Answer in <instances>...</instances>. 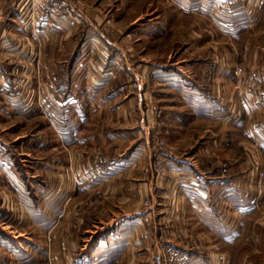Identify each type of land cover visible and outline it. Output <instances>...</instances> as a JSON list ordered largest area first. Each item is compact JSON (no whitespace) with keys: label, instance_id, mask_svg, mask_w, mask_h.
<instances>
[{"label":"crops","instance_id":"1","mask_svg":"<svg viewBox=\"0 0 264 264\" xmlns=\"http://www.w3.org/2000/svg\"><path fill=\"white\" fill-rule=\"evenodd\" d=\"M131 3L132 0H120L119 6L117 5V11L120 7L124 8V12L129 16L125 19L129 23L124 25L122 19L121 25L119 24L125 30H120L118 39L106 38L96 27L81 34V29H78L81 24L79 26L77 22H73L67 27V31H63L66 39H58L63 33L59 32L60 28H56L57 30H52L46 38H36L31 43L32 48L39 54H34L33 63L36 65L30 74L28 87L37 94V99L48 112L44 120L52 134L50 138L41 132L29 137L20 135L13 140L16 144H11L7 138L1 136L0 172L6 189L12 194V200L20 211H26L31 206L36 209L39 215H32L31 218L35 222H41V226L37 227L41 232L39 235L20 233L16 236L18 240L26 238L39 241L37 243L27 240L19 243L10 234L7 237L11 239L0 236V250L9 254H0V262L4 264H10L13 259L19 261V264L37 262L38 258L27 252V247L32 250L34 247L42 256L50 253V264H146L151 254L148 250L150 236L144 234L146 241L140 244L142 246H139L138 242L139 236L143 235V229L149 227V209L134 210L133 207L130 211L114 214L110 223H102L104 231L93 235L94 238L90 242L86 239V232L70 225L73 219L72 210L75 207L74 196L77 198L80 193L86 194L88 198L101 197L105 200L108 198V191H114L121 198L120 203L124 205L130 202L140 209L143 204L144 193L138 189V183L133 178L131 181L122 178L133 175L134 164L139 163L141 157L135 151L124 155L117 153L114 148L112 152L107 146L98 152L90 150L94 139L98 140L99 144H105L108 139L118 138L116 132H109L105 122L111 111L117 116H121L123 112L125 106L122 102H117L116 97L121 90L120 82L128 72L138 77V68H145L147 76L152 79L160 77L173 81L181 80L184 76L183 82L189 84L194 81L196 101L200 102L195 103V110L200 113V118L220 122L232 129L242 128L243 137L247 140L252 139L248 134L250 128L260 126L261 135L254 140L262 146H259V149L264 151V100L259 105L253 101L258 99L259 92L263 90H259L257 94L254 89V96L251 93V96L245 93L241 98L235 96L232 89L234 58L228 55V48L232 49L233 44L225 42V55L213 54L214 56L208 58L201 56L195 59L193 78L175 65L160 64L153 56L147 55L145 62L139 61V40L146 41L147 44L153 42L156 32L161 34L164 25L150 19V23L140 25V16L144 18V14L140 15L138 11L135 13L136 9H132ZM251 3H255L257 7L253 22ZM228 4L232 8L227 9ZM196 6L195 11L199 12L197 14L201 19V31L205 24L204 19L209 21V25H206L209 27L207 32L211 43H217L213 40L216 30L228 38L229 33L234 34V30L239 26L246 32L255 23L264 22V0H200ZM233 8L241 10L233 13ZM133 12L135 14H129ZM127 28L129 29L126 36H123L122 32ZM76 34L81 37L74 39ZM132 38L137 39L133 42ZM204 43L203 40L200 41L201 45ZM22 46H25L24 43ZM13 48H21V43ZM212 48L215 50L216 46ZM186 62L182 60V64ZM4 65L0 63V92L4 93V97H8L6 99L9 104V118L16 117L26 121L42 118L38 107L28 100L21 103V99L17 97L23 88L15 89V97H10V90L18 80L9 67ZM98 65H104V68ZM207 69L209 71H206ZM103 72L105 73L101 74ZM256 79L259 89L264 82V73H259ZM88 81H91L89 85ZM188 84L184 82L182 86ZM263 95H259V101L264 98ZM208 98L209 102L206 101ZM10 110L11 113L14 111L12 116ZM91 127H95L97 131L91 134ZM60 128H64L65 135L59 136ZM232 140V137H228L226 142H233ZM60 142L80 150L72 147L71 150L65 149L66 152L60 155ZM168 158L169 167L172 166L175 173L180 175L177 177H182L178 192L182 194V216L186 224L194 233H206L211 242V250L207 251L185 246H182V249L174 248L182 264H250L249 249H245L244 243H239L244 241L245 218L263 202L253 198V191L249 190L246 180L239 179L237 183L231 177L230 169L208 170L191 164L187 158ZM259 175L264 179V167L260 169ZM166 182L167 187L171 180L167 179ZM43 206L46 207L47 213L50 212L49 221H45L50 224L49 233L42 232L46 229L42 225L46 224L43 222ZM4 221L10 222L9 216ZM43 240H48L49 249ZM47 250L49 252L46 253ZM236 256L246 259L238 263Z\"/></svg>","mask_w":264,"mask_h":264},{"label":"rangeland","instance_id":"2","mask_svg":"<svg viewBox=\"0 0 264 264\" xmlns=\"http://www.w3.org/2000/svg\"><path fill=\"white\" fill-rule=\"evenodd\" d=\"M119 1L0 0V63L9 67L18 80L14 88L10 90V97H15V89L23 88V91L17 96L21 99V103L27 100L32 102L42 115V118L31 121L16 117L9 118V111L7 112L9 104L6 99L8 97H4V93L0 92V137L4 136L11 144H16L13 140L20 135L29 137L41 132L44 136L51 137L52 131L44 120L48 112L37 99V94L31 91V87H28L30 74L34 70L33 66L36 65L33 63L34 54L38 53L36 49L32 48V41L36 38H46L52 30H57L56 28H60L59 32L63 33L73 22H77L79 26L81 24L78 28L81 29L79 32L81 34L83 31L96 27L106 38L118 39L120 30H125L119 26L122 19H124V25L129 23L125 21L129 16L124 12V8L120 7L117 11ZM197 3L199 4L200 0H132L130 6L132 9H136L135 13L138 11L140 15L144 14V18L140 16V25H146V23H150V20H157L156 23L164 25L161 34L156 32L153 42L147 44L146 41L139 40L140 45L137 47L139 61L145 62L148 58L147 55L153 56L160 64L175 65L193 78L196 68L194 61L201 56L208 58L213 54L225 55L224 47L227 46L225 42H230L233 44V48H228V55L234 58L232 89L235 96L241 98L245 93L254 96V89L257 94L259 90H263L264 94V82L261 83V88L258 89L259 85L256 86L257 75L264 73V22L255 23L246 32H243L242 27L239 26L234 30V34L229 33L228 38L216 30L213 40L217 43H211L210 35L207 32L209 31L207 26L209 21L204 19L203 30L201 31L199 28L201 19L197 14L199 12L195 11ZM130 6L129 8H131ZM229 7L232 8L228 4L226 8ZM240 10L241 8H233L231 12L236 13ZM250 10L253 22L257 12L255 3H251ZM128 29L122 32L123 36H126ZM64 36L65 33L61 34L58 39H66ZM80 37L79 34H76L74 39ZM132 39L134 42L137 38ZM201 40L205 42L204 45L200 44ZM19 43H21V48L15 50L13 47H17ZM23 43L25 46H22ZM212 46H216V49L214 50ZM20 54L21 57H19ZM182 60L187 62L182 64ZM98 66L103 67L104 65ZM35 69L38 71L37 67ZM138 70V77L128 72L120 82L121 90L116 98L117 102H122V105L125 106L121 116H117L114 111H111L105 122L109 127V132H116L118 138L108 139L105 144L103 142L99 144V141L94 139L90 144V150L98 152L107 146L108 150L111 149L112 152H114V148L117 149V153L124 155L135 151L141 157L139 163L134 164L133 175H126L122 178L127 181L134 179L138 183V189L144 193L143 204L140 209L135 208L134 203L129 202L124 205L122 202L120 203L121 198L114 191H108V198L105 200L101 197L88 198L86 194L80 193L77 194V198L76 195L74 196L75 207L72 210L73 219L70 225L75 229L80 228L81 232H86V239L90 242L97 233L104 231L102 223H110L114 214L130 211L133 207L134 210L149 209L151 214L149 227L143 229V235L150 236L148 250L149 253L151 252V256L149 255L147 262L145 261L146 264H154L158 252L164 253L166 259L170 255L173 256V261L166 262V264H182L180 256L174 250V248L182 249V246L190 249L209 250L210 237L202 231L194 233L182 216V198L180 197L182 194L178 192L182 177H177L180 175L175 173L172 166V168L169 167L168 157L187 158L191 164L202 166L208 170L230 169L231 177L237 183L239 179H245L250 187L249 190L253 191V198L263 202L262 204L256 202L259 203V207L254 208L248 218H245L244 241L239 244L244 243L245 249H249L250 264H264V179L259 175L260 169L264 167V151L260 150L259 146L261 145L254 140L261 135L262 128L260 126L250 128L248 134L252 136V139L247 140L243 137L244 130L242 128L232 129L223 126L220 122H210L205 118H200V113L195 110V103L198 101H196L193 90L194 81H190L189 84L184 81L188 86H182L184 76L181 80L173 81L160 77L152 79L147 76L145 68H138ZM90 83L91 81H88V85ZM243 86L246 87L239 94L238 89ZM182 87H186V89ZM262 92H259V95H263ZM209 99L206 101L209 102ZM258 99L255 98L253 101H256L258 105L262 104L264 98H260L261 101ZM12 112L14 113V111ZM13 113L10 110L11 116ZM89 131L92 134L97 129L91 127ZM58 134L59 136L65 135L64 128H60ZM245 134H247L246 131ZM228 137H232L233 142H226ZM59 139L61 138L59 137ZM59 145L57 146L60 155L66 152L65 149L71 150L73 147L68 143L61 144V142ZM78 149L80 150V148H75V150ZM167 179H170L171 183L166 187ZM6 188L0 172V213L2 216L0 236L11 239L7 237L10 234L19 243H24L26 238L18 240L16 236H19L20 233L30 236L31 234L39 235L41 230L37 227L41 226V222H35L31 218L32 215L39 214L32 206L26 211H20L16 202L12 200V194ZM124 197L125 195H123ZM42 210V214L45 216L43 222L46 223L42 224L43 228H46L42 232L49 233L51 232L50 224H48L50 212H46L45 206ZM25 215L28 217L25 218ZM8 216L10 222L4 221ZM22 219L27 220L23 221ZM46 220L48 221L45 222ZM143 235L139 236V246H142L140 244L146 241V236L143 237ZM27 241L30 243L39 242L37 240ZM43 243L49 249L48 240H43ZM143 247L145 248L146 244ZM26 251L38 258L39 261H33L30 264H50V253L42 256L34 250V247L33 250L31 247H27ZM17 252L19 253L18 250ZM0 254L1 256L9 255L4 250H0ZM235 259L241 263L246 258L236 256ZM0 264H4V262H0ZM10 264H19V261L13 259L10 260Z\"/></svg>","mask_w":264,"mask_h":264},{"label":"built area","instance_id":"3","mask_svg":"<svg viewBox=\"0 0 264 264\" xmlns=\"http://www.w3.org/2000/svg\"><path fill=\"white\" fill-rule=\"evenodd\" d=\"M245 87L246 86H243V87L239 88L238 89V93L241 94ZM260 97H262V95H260ZM172 261H173V256L172 255L168 256V259H166L165 256H164V253L158 252L157 255L155 256L154 264H166V262H172Z\"/></svg>","mask_w":264,"mask_h":264}]
</instances>
